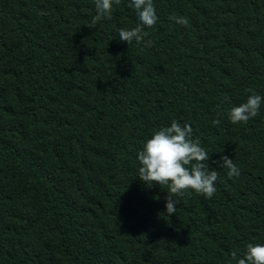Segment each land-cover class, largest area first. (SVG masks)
<instances>
[{
    "label": "trees",
    "instance_id": "trees-1",
    "mask_svg": "<svg viewBox=\"0 0 264 264\" xmlns=\"http://www.w3.org/2000/svg\"><path fill=\"white\" fill-rule=\"evenodd\" d=\"M153 2L146 46L119 38L141 26L130 0L94 28V0H0V264H235L264 244V101L229 119L264 97V0ZM173 120L219 178L169 216L137 156Z\"/></svg>",
    "mask_w": 264,
    "mask_h": 264
},
{
    "label": "clouds",
    "instance_id": "clouds-1",
    "mask_svg": "<svg viewBox=\"0 0 264 264\" xmlns=\"http://www.w3.org/2000/svg\"><path fill=\"white\" fill-rule=\"evenodd\" d=\"M121 2L122 0H94L97 15L92 17L88 27L94 28L102 18L111 20L114 6L121 5ZM128 7L135 9L141 26L131 30L121 28L119 38L129 45L135 41L151 46V41H145L149 33L144 28H153L159 19L153 0H130ZM171 19L184 26L189 23L186 17L173 16ZM262 101L264 97L253 92L245 103L231 109L230 121L233 124L247 123L251 118L257 117ZM137 158L141 165L139 179L142 182L148 186L159 184L168 187L166 213L169 216L177 211L179 201L175 197L194 191L211 199L216 192L218 172L216 169L210 170V155L201 146L199 138H193V128L189 124L181 126L173 120L171 126L160 128L146 141ZM216 163L220 168L229 170V178L240 175V170L229 156L222 155ZM231 257L235 264H264V244L249 243L242 256H238L237 251L233 250Z\"/></svg>",
    "mask_w": 264,
    "mask_h": 264
}]
</instances>
